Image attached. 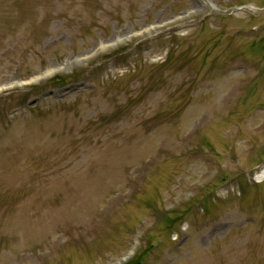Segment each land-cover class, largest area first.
Instances as JSON below:
<instances>
[{"label":"rangeland","instance_id":"rangeland-1","mask_svg":"<svg viewBox=\"0 0 264 264\" xmlns=\"http://www.w3.org/2000/svg\"><path fill=\"white\" fill-rule=\"evenodd\" d=\"M2 86L0 264H264V0H0Z\"/></svg>","mask_w":264,"mask_h":264},{"label":"trees","instance_id":"trees-1","mask_svg":"<svg viewBox=\"0 0 264 264\" xmlns=\"http://www.w3.org/2000/svg\"><path fill=\"white\" fill-rule=\"evenodd\" d=\"M138 260L139 259H137L136 261H131L129 264H136V263H138Z\"/></svg>","mask_w":264,"mask_h":264},{"label":"bare ground","instance_id":"bare-ground-1","mask_svg":"<svg viewBox=\"0 0 264 264\" xmlns=\"http://www.w3.org/2000/svg\"><path fill=\"white\" fill-rule=\"evenodd\" d=\"M117 41H119V39Z\"/></svg>","mask_w":264,"mask_h":264}]
</instances>
